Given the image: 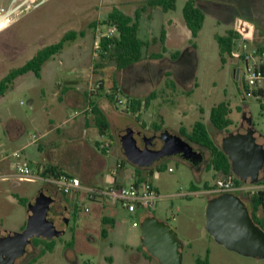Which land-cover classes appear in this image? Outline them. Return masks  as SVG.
<instances>
[{"label": "rangeland", "instance_id": "rangeland-1", "mask_svg": "<svg viewBox=\"0 0 264 264\" xmlns=\"http://www.w3.org/2000/svg\"><path fill=\"white\" fill-rule=\"evenodd\" d=\"M22 1L0 0V13ZM144 1L27 0L7 19L0 22V78L10 69L23 64L40 47L58 41L68 30L84 28L88 34L82 40L81 48H76L75 42H66L60 52L49 58L50 61H46L40 77L32 72L20 75L5 94L0 96V157L10 156L16 149L13 143L7 141L4 121L13 118L27 120L35 112L27 104L31 96L36 100L38 111L43 109L44 102H56V96L48 91L50 84L44 75L51 74L57 81H76L77 85H84L85 81H88L91 74L89 65L93 67V62L96 60L94 44L97 42L94 35L95 27L89 28L88 22L101 20L113 7L132 14L133 4L139 6ZM185 1L176 0V8L173 10L162 11L160 8H154L149 20L145 17L141 20L142 26L138 35L141 39L150 41L148 53L160 50L159 43L153 44L152 38L158 37L162 24L169 32L166 41L167 54L175 49L180 52L178 55L185 49L189 50L185 52L184 58L171 64L170 68L176 75L171 84L163 80L154 81L156 98L141 115L145 121V130L150 129L152 123H160L162 119V125L166 130L176 132L179 126L183 125L189 129L194 121L200 119L207 124L216 144L221 146L228 132L235 131L240 126L243 115H249L253 128L264 138V104L243 89L242 65L236 57L231 56L227 57L225 62L220 61L215 40V34H224L228 29H233L238 31L233 47L234 52H240L244 47L245 49L252 47V40L257 41L260 32L264 33V0H194L204 12V21L198 35L192 41L189 40L190 32L182 16ZM167 19H171L174 28H170L168 22L166 24ZM100 28L103 30L106 26L100 24ZM91 29H93V41ZM88 38L93 42L89 51ZM51 62H59L53 72ZM147 63L145 61L137 65L135 69L144 70ZM164 63L160 61L157 68L153 67V69L160 74L163 68L161 65ZM237 68L240 69V75L235 77L233 69ZM175 69H177L176 72ZM131 71L134 72V70L129 72L125 69L123 74L127 76ZM95 72L96 74H92V84L95 87H97L95 82L98 77H101L107 87L112 79L120 74V70H117L112 63L106 64ZM42 87L48 91L47 98H44L40 92ZM220 101H228L230 104V118L233 122L223 131L215 129L208 121L210 108ZM114 105L117 107L114 111L118 113L115 119H118L119 127L128 122L136 125L137 121L132 119L134 116L132 113L121 111L125 107V101L122 104L115 102ZM161 114L164 116L161 117ZM81 118L79 116L76 119ZM33 131L34 127L28 125L29 136L34 133ZM118 131L124 132L121 128ZM110 134L112 135L110 139L106 135L101 138L104 142L110 140L115 150L110 154H102L106 162L101 168V174L94 180L106 182L110 178L111 172L115 169L112 156L116 157L117 150L128 144L125 142L126 133H123L122 137H126L119 143L112 131ZM145 134L148 133L145 132ZM192 145L195 149L201 148L195 144ZM201 149L204 157L197 163H190L178 155H173L152 164L154 166L157 163H163L164 166L160 170L153 167V173L149 177L159 193L150 211L159 220L170 224L176 230L182 242L181 264H196V259L205 258L208 264H264V258L245 256L226 249L207 233L204 226V208L208 198L203 184L215 178L214 176L211 178L212 171L204 168L210 153L205 148ZM7 160L11 162L15 159L10 156ZM125 165L132 168L129 163ZM5 173L0 171V176ZM260 178L262 176H259ZM45 183L39 180H35L34 183L22 181L18 187H12L10 181H0V232H19L25 228L28 218L36 215L35 212L41 209L35 206V198L40 195L39 192L43 188H46L55 198L62 199L58 189ZM15 196L24 197L26 204H18ZM241 197L247 200L245 195ZM40 199L44 200L43 197ZM81 203L80 200L77 202V215L75 219L70 218L69 228L64 234L54 238L53 250L46 252L33 264H70L69 260L72 259L79 264H160L153 256L147 259L138 256L139 258L135 260L133 255L136 254V247L142 246L139 239V226H132L134 216L123 207L117 205L113 215L118 224L111 235L104 239L98 233L103 223L100 224L91 203L86 201L89 211H85ZM86 218L92 220L88 229L84 228L83 224ZM87 230L90 234L89 242ZM72 234L76 238L74 244L69 242ZM25 251L32 252L33 257L38 256V250L33 249L31 244L26 246ZM108 256L111 259H108ZM23 258H17L15 264H20Z\"/></svg>", "mask_w": 264, "mask_h": 264}, {"label": "crops", "instance_id": "crops-1", "mask_svg": "<svg viewBox=\"0 0 264 264\" xmlns=\"http://www.w3.org/2000/svg\"><path fill=\"white\" fill-rule=\"evenodd\" d=\"M139 6L133 4L132 10H135ZM153 9L151 11H146L142 15L140 19L139 32L142 26L141 23L142 18L145 17V19L149 20L151 18ZM167 22L170 24V28L171 27L174 28V26H172L173 23L171 19H167L166 24ZM160 27H161L160 32L162 28L165 30L164 50L162 49V45L159 41L160 33L158 37L152 38L153 44L154 42L159 43L160 50L158 52L149 51L148 53L147 51L149 49L150 41L144 40L147 42V49L144 54V57L141 60L137 61L139 62V65H141L145 61L148 62L147 66L145 65L144 70H134V72L131 71V73H129L126 76L125 74H123L126 68L121 69L120 74L114 79H112L110 85L107 87H105V84L101 79V77H98L97 79L100 78L102 80L101 87L96 89L94 88L91 89V86H93L92 74H94L93 67L91 65H89L91 69L90 77L88 81L87 80L85 81L84 85H77L76 81H70V80L65 82L57 81L51 74L48 73L47 75H44L46 81L50 84L49 86L50 90L48 91L56 96V102L46 101L44 102L43 109L38 111L36 106V100L31 96L28 99L27 104L29 108L35 112H33L27 120L13 118L4 121L3 124L4 133L8 139L7 141L13 143L16 146V149H14L12 153L15 151H19L20 157L16 159L12 156L11 153L10 156L15 159L11 162L7 160L8 157L10 156L6 155L4 157H0V171L6 172L5 174L11 173L14 169L15 163L20 162L26 165L27 167H29L32 170V172L37 173L39 175H44L43 171L47 166H56L63 173L78 177L83 187L101 188L114 184H133L136 179L135 170L133 164L127 161L125 154L123 152V148L122 149L119 148L117 150V153L115 154L116 157L112 156L115 169L114 171L111 172L110 178L106 182L94 180L95 177L101 174V168L103 164L106 162V158H104L102 154L105 155L108 153L110 154L112 153L113 150H115V147L114 145H112L110 140H108L107 142L105 141L106 142L105 143L104 141H102L103 139L101 137L106 135L110 139L112 137L110 131H112L113 134L118 139L117 142L119 143L121 141V136L123 135V133H127L128 131L131 130L141 131L144 133L147 132L148 133L147 135L150 136L153 134H160V132L166 129L162 125L163 121L161 119L160 123H158L160 124V128L158 130H155L153 128L158 124L152 123L150 129H147L146 131L145 121L141 118L142 112L146 111L151 105V101L156 98L155 90L153 87L154 81L163 80L164 82L171 84L172 79L176 78L175 77L176 75L172 71L170 66L174 62L175 63L177 62L176 60L180 52H178V49H175L170 54L166 53L167 50L166 41L169 36V32L166 31L164 24H162ZM92 30L93 29H91V31ZM86 33L87 30L84 36L76 37L74 40L69 42L71 43L75 42L76 48H81L82 40L85 38V36L88 35ZM91 39L92 41L94 40L93 31L91 32ZM91 39L88 38L87 41L89 42L87 46L88 51L92 48L93 45ZM256 42L264 45V33L260 32ZM175 54H177V57L174 56ZM48 61L50 60L48 59L47 62ZM160 61H163L165 63L162 64L164 66L161 65V67L163 68L159 74L157 70L153 69V67L157 68V64H160ZM51 63H53L50 65L51 71L53 72L55 66L58 65L59 62L57 63L51 62ZM45 64L46 62L43 64V66ZM166 66L169 68L166 69L165 68ZM146 67H149L150 69L148 70V68ZM176 70L177 69H175V72ZM41 71L38 77L41 76ZM113 89L117 90L118 92L117 97L123 99L125 102L127 98L141 100L151 95L154 96L145 107L141 105L138 111H131L130 109L124 111L123 110L124 108L121 110L122 112L125 113L127 112L132 113L134 115L132 119L137 121L136 125L128 122L126 125L119 127L118 119L117 120L115 119V117H117L118 114L116 112L117 107L113 103H111L107 98V94L110 93ZM48 91L44 87H42V89L40 90L44 98H47ZM94 104L97 105L99 108H101L108 122V129L105 133L102 134L99 132L95 124L94 116L90 112V106ZM114 109L116 110L114 111ZM76 112H79V114H76ZM161 115H162L161 117L164 116V114ZM79 116L82 118L77 120L76 118ZM28 125L34 127V131H33L34 133L30 136L27 133ZM120 128L123 129L124 132L118 131L120 130ZM179 128L180 126L178 127V129ZM178 129L176 130L177 133H178ZM33 135H35L37 139L33 140L32 139ZM178 157L183 159L179 155ZM125 163H129L132 168H128L125 165ZM207 163L204 165V168H207L206 167ZM262 169L259 172V176H262V178H264V170ZM209 170L213 172L211 178H213V176L215 179L219 177L218 175L216 176L215 171L213 169H209ZM214 180L213 181L210 180L209 183H207V181L205 182L203 181V182L209 184V188H210ZM0 181H7V182L10 181L12 187H18L22 182L20 180H17L16 178L2 179L1 177H0ZM24 182L34 183V181H24ZM150 182L153 184L151 180ZM45 184L50 187H55L54 185L49 183H45ZM153 186L155 187L154 184ZM155 189L157 190L156 187ZM206 190H204V192L207 194L208 199L217 195L214 193H207ZM58 193L61 194L62 197L61 200L64 202L70 213L72 212L73 207L75 205L77 206V202L79 200L82 202L81 207H83L85 211H89L86 204V201H88L89 203H91L93 210L96 211L97 216L99 217L100 224H102V220L104 218H107L106 220L109 221V224L108 225L102 224L101 227L106 229L107 232L106 237L101 236V228H99L98 231L99 235L102 238L107 239L111 235L112 231H114L118 222L116 221L113 214L114 211H116L117 205L119 204L108 202L98 196L90 197L89 195H87L84 189L78 190L76 195L64 196V194L61 193L60 191ZM17 203L20 204L19 202ZM150 210L141 213L137 212L136 214L133 215L134 219L132 221L139 220L141 222L142 218L152 213ZM90 220H91L90 218H86L84 220L83 222L84 228L86 229L89 228V224L92 221ZM87 234H88L87 240L89 242L90 234L88 233V230H87ZM69 242L72 244L76 242V238L74 234L71 235V239L69 240ZM72 247H74V245ZM138 247L140 246H137L136 250L138 249ZM133 256L135 260L139 258L138 254H134ZM108 259H111V257L108 256Z\"/></svg>", "mask_w": 264, "mask_h": 264}, {"label": "water", "instance_id": "water-1", "mask_svg": "<svg viewBox=\"0 0 264 264\" xmlns=\"http://www.w3.org/2000/svg\"><path fill=\"white\" fill-rule=\"evenodd\" d=\"M25 2L27 0L0 13V22ZM242 120H246L245 124L241 123L235 131L228 132L221 148L236 177L243 183L253 184L264 167V138L253 128L249 115H243ZM126 135L128 144L123 146V152L127 161L135 166L149 167L173 155L193 163L200 156V151L177 132L165 129L160 134L148 136L131 130ZM124 138L121 136V141ZM39 193L41 196L35 198V206L41 209L28 218L22 231L0 232V264H15L33 238L54 239L67 230L71 213L64 202L50 195L46 188ZM42 197L44 200L40 199ZM204 226L207 233L226 249L264 258V230L252 220L244 199L238 194L226 192L209 198L204 208ZM139 239L147 253L160 264H181L182 242L176 230L155 215L142 218Z\"/></svg>", "mask_w": 264, "mask_h": 264}, {"label": "trees", "instance_id": "trees-1", "mask_svg": "<svg viewBox=\"0 0 264 264\" xmlns=\"http://www.w3.org/2000/svg\"><path fill=\"white\" fill-rule=\"evenodd\" d=\"M159 7L163 11L173 10L176 8V0H146L143 4L137 7L132 14L125 13L117 7H113L101 20H92L89 22L88 27L93 28L97 23L105 26H113L115 33L110 37H103L99 41L98 49L95 50L96 60L93 62V72L95 70L103 68L106 64L112 63L117 70L125 69L133 63L141 60L147 49V42L139 37L140 19L146 11H151L153 8ZM182 16L186 27L190 32V39L196 38L199 30L202 27L204 21L203 10L196 5L194 0H186L182 7ZM86 30H68L65 32L58 41L44 45L36 50V52L28 58L23 64L10 69L3 77L0 78V96L13 85L15 79L27 72H32L35 76L40 75L43 64L56 53L60 52L66 42L74 40L76 37L84 36ZM237 30L228 29L224 34H215V40L218 47V54L221 62H225L227 57L232 56L233 47L237 38ZM165 30L162 28L160 32L159 41L164 50ZM256 42V41H255ZM257 49H264V45L256 42ZM178 54V53H177ZM175 54L174 56H177ZM151 56V54H150ZM99 87L102 85V80L97 79ZM242 87L247 93L254 95V91L250 90L241 80ZM117 90L113 89L107 94V98L113 104L117 102ZM154 96H148L147 98L137 100L133 98H127L125 102L124 111L130 109L131 111H138L139 107L146 106ZM90 112L94 116L95 124L99 132L105 133L108 129L107 119L97 105L90 106ZM231 107L228 101H220L213 105L209 110L208 121L209 123L219 131L226 130L233 122L230 118ZM155 130L160 128V124L153 127ZM178 133L191 144H195L198 147L205 148L210 153V158L207 163L208 169H213L216 176L218 175L224 179L233 180L237 185H243L236 175L231 170L230 161L227 155L223 152L220 145L216 144L212 138L207 124L202 120H196L191 127L187 129L185 126H180ZM163 163H157L154 166L139 167L135 166V181L134 183L149 180L150 175L153 173V169H162ZM154 167V168H153ZM63 173L56 166H47L43 174L44 175H57ZM150 181V180H149ZM250 185H264V178L258 179L257 182ZM204 190L209 188V184L204 183ZM65 196V194H64ZM248 202L250 203V216L252 220L264 230V189L250 194H245ZM17 202L22 205L26 204V200L22 197H16ZM76 205L71 212L72 219L76 217ZM153 214V213H151ZM104 218L103 224H109V221ZM69 228V227H68ZM106 229L101 228V236L106 237ZM32 243L38 248V256L32 258L28 264H33L36 260L44 255L46 252H51L55 246L54 239H46L41 237H35ZM71 247V244H69ZM142 248V247H140ZM148 257H152L147 253ZM196 264H208L207 258L201 260L196 259Z\"/></svg>", "mask_w": 264, "mask_h": 264}, {"label": "built area", "instance_id": "built-area-1", "mask_svg": "<svg viewBox=\"0 0 264 264\" xmlns=\"http://www.w3.org/2000/svg\"><path fill=\"white\" fill-rule=\"evenodd\" d=\"M95 50L98 49L99 41L103 37H110L115 33L113 26H106L102 30L100 24L95 26ZM253 46L249 49L245 47L240 52H232V57H236L242 65V80L250 90L254 91L256 97L262 104H264V49L258 50L253 41ZM237 70H240L237 68ZM95 86L91 89L99 87V82L96 80ZM119 104L124 103V100L117 97ZM79 114V112H76ZM35 140L37 137L32 136ZM12 156L16 159L20 157V152L15 151ZM170 170V169H169ZM2 179L16 178L20 181H35L40 180L54 185L61 193L65 195H76L78 190L84 189L90 197L98 196L102 199L121 205L129 214H136L137 212H144L150 210L156 203L159 196L157 190L149 180H143L133 184H114L106 187H83L78 177L66 173H59L57 175H39L32 172L26 165L16 162L11 173L0 176ZM259 189H264V185L256 186L244 183L237 185L233 180L218 177L214 180L211 187L206 190L207 193L222 194L226 192L237 193L239 196L246 193H254ZM140 225L139 220L132 221L133 227Z\"/></svg>", "mask_w": 264, "mask_h": 264}, {"label": "flooded vegetation", "instance_id": "flooded-vegetation-1", "mask_svg": "<svg viewBox=\"0 0 264 264\" xmlns=\"http://www.w3.org/2000/svg\"><path fill=\"white\" fill-rule=\"evenodd\" d=\"M185 52H189V50L188 49H185L178 57L179 58H177V60L176 61H179L182 57L184 58V56L186 55L185 54ZM137 65H139V62H137V63H135V64H133V65H130V66H128L126 69L127 70H129V72H130V70H136L135 68H136V66ZM144 68V67H143ZM233 75L235 76V77H237V76H239L240 74H239V70H237V69H233ZM245 122H246V120H242V122L241 123H244L245 124ZM199 151H200V156L198 157V158H196L195 159V161L193 162V163H197V162H199V161H201L202 159H203V157H204V154H203V152H202V149L201 148H197ZM235 194H237V193H235ZM217 196V195H216ZM214 197V196H213ZM245 201V204H246V206H247V208H248V210H249V212H250V203L248 202V200H244ZM67 210H68V208H67ZM250 214V213H249ZM33 240V239H32ZM31 246L33 247V249H37L38 250V248L32 243V241H31ZM142 248H140V247H138V249L136 250V254H138V256L140 257H142L143 256V258H148V256H147V251H146V249L143 247V246H141ZM144 248V249H143ZM35 251V250H34ZM38 252H39V250H38ZM21 257H24L23 259H22V261L20 262V264H28V262L32 259V258H34L33 256H32V252H30V253H28L27 251H25V253L22 255V256H20V258ZM19 258V257H18ZM17 260V259H16ZM15 260V261H16ZM140 260V259H139ZM69 263L70 264H79V262H77L75 259H72V260H69Z\"/></svg>", "mask_w": 264, "mask_h": 264}]
</instances>
